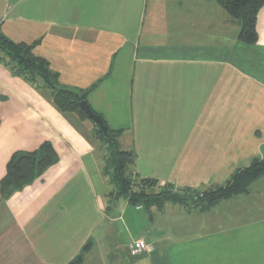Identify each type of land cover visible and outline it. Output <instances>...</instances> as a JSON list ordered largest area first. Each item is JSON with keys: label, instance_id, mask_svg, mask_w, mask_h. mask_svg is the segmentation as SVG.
<instances>
[{"label": "crops", "instance_id": "obj_1", "mask_svg": "<svg viewBox=\"0 0 264 264\" xmlns=\"http://www.w3.org/2000/svg\"><path fill=\"white\" fill-rule=\"evenodd\" d=\"M239 31L217 0H0V34L87 93L134 177L182 192L223 187L264 158V6L257 42ZM94 126L0 63V181L15 153L49 143L57 157L0 194V264H69L87 243L81 264H264V176L204 211L133 207L111 196ZM136 239L153 251L126 263Z\"/></svg>", "mask_w": 264, "mask_h": 264}, {"label": "trees", "instance_id": "obj_2", "mask_svg": "<svg viewBox=\"0 0 264 264\" xmlns=\"http://www.w3.org/2000/svg\"><path fill=\"white\" fill-rule=\"evenodd\" d=\"M217 4L231 18L239 21L238 41L247 45L255 44L258 40L256 32L257 15L264 6V0H217ZM0 53L16 64L19 73L29 82L40 84L49 89L54 103L60 111L74 113L82 120H89L79 106L80 102H86L87 93L71 91L61 86L58 75L49 69L48 63L33 54V45L14 43L0 34ZM95 135L108 148V167L111 171L106 175L116 187L118 198L126 199L133 207L160 208L166 203L188 207V202H190L192 207L204 211L214 207L224 199L245 194L253 182L264 176L263 158L237 172L225 186L204 193L184 191L182 195H176L171 193V186H166V189L162 191L153 192L149 189L137 188V191L132 192L128 173L134 164V158L131 152L119 149L117 143L119 131H112L107 128V133L104 134L95 125ZM56 160L55 151L49 143L41 145L37 151L31 153H15L9 159L5 176L0 181V194L7 197L12 192L22 189L40 177ZM139 181L145 188L155 184L149 180ZM194 199L196 200L194 201ZM90 247L91 244L87 243L79 255L69 264H81Z\"/></svg>", "mask_w": 264, "mask_h": 264}, {"label": "rangeland", "instance_id": "obj_3", "mask_svg": "<svg viewBox=\"0 0 264 264\" xmlns=\"http://www.w3.org/2000/svg\"><path fill=\"white\" fill-rule=\"evenodd\" d=\"M0 63L3 65H7V66H10L12 67V69L19 73V69L18 67L16 66V64L12 63L8 58H6L2 53H0ZM95 127V126H94ZM108 155H109V152H108V148L107 146L104 144L103 145V150L101 151V155L98 157V160H100L102 162V173L104 175V178L105 180L107 181V183H109V185L111 184V187L109 188V191L111 190V196L113 198L115 197H118L117 195V191H116V187L114 186V184L111 182V180L109 179V177L106 175L107 173H110L111 169L108 167L109 164H108ZM100 162V163H101ZM128 176L130 177V180H131V191L132 192H135L137 191V188H143V189H149L150 191H162L164 189H166V186H156V183L155 184H152L150 187H143L142 183L137 180L134 175L132 174V171L130 170L129 173H128ZM251 186V185H250ZM115 188V190H114ZM250 188V187H249ZM249 188H248V191H249ZM170 191L172 194H176V195H182L183 192L182 191H179V190H176L174 188H170ZM247 191V192H248ZM191 192V191H190ZM247 192L245 194H247ZM196 199H194L195 201ZM184 206V205H182ZM188 207H192V203L188 202ZM249 247H256V245H253V244H250ZM262 247V250H264V243L263 244H259V248ZM128 257V256H127ZM134 259L132 258H129L128 257V260L125 261L126 263H132Z\"/></svg>", "mask_w": 264, "mask_h": 264}, {"label": "built area", "instance_id": "obj_4", "mask_svg": "<svg viewBox=\"0 0 264 264\" xmlns=\"http://www.w3.org/2000/svg\"><path fill=\"white\" fill-rule=\"evenodd\" d=\"M152 251L153 247L143 239H136L131 241L126 248L128 257L132 259H135L143 254H150Z\"/></svg>", "mask_w": 264, "mask_h": 264}, {"label": "water", "instance_id": "obj_5", "mask_svg": "<svg viewBox=\"0 0 264 264\" xmlns=\"http://www.w3.org/2000/svg\"><path fill=\"white\" fill-rule=\"evenodd\" d=\"M79 106L81 108V110L85 113V115L87 116V118L92 121L96 126H98L102 132L104 134L107 133V127L104 125L103 121L101 120V118L97 115H95L92 110L89 108V106L87 105V103L85 101L80 102Z\"/></svg>", "mask_w": 264, "mask_h": 264}]
</instances>
